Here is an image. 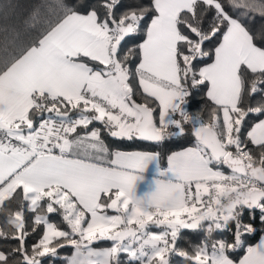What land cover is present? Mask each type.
Here are the masks:
<instances>
[{
    "label": "snow or ice",
    "instance_id": "6c2138e0",
    "mask_svg": "<svg viewBox=\"0 0 264 264\" xmlns=\"http://www.w3.org/2000/svg\"><path fill=\"white\" fill-rule=\"evenodd\" d=\"M201 91L207 122L189 111ZM12 204L17 247L0 264L65 246V264H264V234L249 243L264 233V0H2L0 209ZM181 230L204 239L178 248Z\"/></svg>",
    "mask_w": 264,
    "mask_h": 264
},
{
    "label": "trees",
    "instance_id": "16d2710c",
    "mask_svg": "<svg viewBox=\"0 0 264 264\" xmlns=\"http://www.w3.org/2000/svg\"><path fill=\"white\" fill-rule=\"evenodd\" d=\"M2 2V0H0ZM20 3L26 4V5H35L38 3L44 2V0H19ZM93 2H97V0H93ZM133 0H123V3L128 4L132 3ZM122 10V9H121ZM262 22L257 19L256 22V28L259 29L261 27ZM138 42V41H137ZM131 43V42H130ZM260 100L259 96H256L255 98L252 99L251 104L253 106L256 105L257 101ZM212 104L210 101L207 100L205 92L201 91L199 92L193 100H190V107L189 111L190 112H199L201 115V118L205 120L206 122L209 120V116L211 113L212 109ZM99 126V125H97ZM105 139L111 143V138L105 137ZM177 140L181 141L183 143V146H191L192 143V138L190 136L188 137H178ZM185 140L187 142H185ZM120 146L123 148V150H138L139 148L142 147L140 144H133L132 142L124 141L120 144ZM143 147H146V145H143ZM160 150V149H158ZM173 150H176L175 147H173ZM164 151V150H161ZM166 161H162V165H165ZM18 205L12 204L10 208H3L0 209V232L6 233V236H0V251L3 252H10L12 249L17 247V241L12 239V232L13 229L10 225L7 224V219L9 217L10 213H14L17 210ZM28 215H32L29 213ZM50 220L62 224L61 217L57 214H51L49 216ZM264 233L257 232L255 235L251 237L249 240L250 244H254L257 239ZM40 235H42V231L40 228H37L35 232H32L31 229H29V235L26 238V243L28 248L30 249L32 244L37 242ZM215 238H220L219 234H214ZM204 239L203 234H201L198 230H181V235L178 240L177 247L191 251L197 244H199L202 240ZM93 247L95 248H102V247H109L111 246V241L108 240H101L98 242H94ZM72 251L71 246H65L64 248H61L58 250V254H61L58 259H51L49 257L42 258L43 264H47L49 262L55 263V264H63L65 262L66 256H68ZM243 252H239L237 256H242ZM126 256H122V260L125 262L127 261ZM172 264H186V261L183 257H180L178 255H173L172 256Z\"/></svg>",
    "mask_w": 264,
    "mask_h": 264
},
{
    "label": "crops",
    "instance_id": "0c3cea01",
    "mask_svg": "<svg viewBox=\"0 0 264 264\" xmlns=\"http://www.w3.org/2000/svg\"><path fill=\"white\" fill-rule=\"evenodd\" d=\"M165 166H166V164H165ZM150 230H155V228H150ZM259 239H260V237L257 239V241H256L255 243H258V242H259ZM255 243H254V244H255ZM109 247H110V246H109ZM102 248H106V247H102ZM73 251H74V250L72 249L71 253H70L68 256H66V258H67V257H70V256L72 255ZM47 264H55V263L49 262V263H47ZM63 264H65V262H64Z\"/></svg>",
    "mask_w": 264,
    "mask_h": 264
},
{
    "label": "rangeland",
    "instance_id": "374dc122",
    "mask_svg": "<svg viewBox=\"0 0 264 264\" xmlns=\"http://www.w3.org/2000/svg\"><path fill=\"white\" fill-rule=\"evenodd\" d=\"M150 228H155V230H151V231H154V232H159V231H160L159 228H156V227H154V226H150ZM59 256H61V254H59Z\"/></svg>",
    "mask_w": 264,
    "mask_h": 264
}]
</instances>
